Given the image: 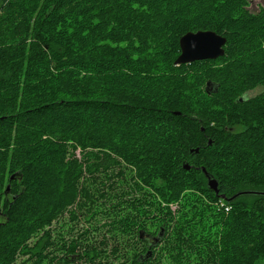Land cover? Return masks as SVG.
Returning a JSON list of instances; mask_svg holds the SVG:
<instances>
[{"label":"trees","instance_id":"obj_1","mask_svg":"<svg viewBox=\"0 0 264 264\" xmlns=\"http://www.w3.org/2000/svg\"><path fill=\"white\" fill-rule=\"evenodd\" d=\"M252 1L0 0V264H262L264 194L226 199L264 191ZM199 30L226 37L225 54L176 65ZM109 200L111 230L135 222L141 250L90 239Z\"/></svg>","mask_w":264,"mask_h":264},{"label":"rangeland","instance_id":"obj_2","mask_svg":"<svg viewBox=\"0 0 264 264\" xmlns=\"http://www.w3.org/2000/svg\"><path fill=\"white\" fill-rule=\"evenodd\" d=\"M264 5V0H257V1H252L251 5H250V8L253 10V11H258L259 7ZM264 90V87L263 86H260V87H257L251 91H249L246 95L247 96H253L261 91ZM79 151H77L78 153ZM125 187V186H120V185H117V190H118V194L116 196L119 197H124L125 195H121V192H122V188ZM131 197H132V194H131ZM110 201V200H109ZM123 202H121L120 204H122ZM110 204H111V201L110 202H105L104 204L102 203V201H100L98 203V213L99 215L97 216V218H95L94 221H98V223H94L93 225V228L92 226L89 225L88 222L85 221L86 217H83V216H79V219L76 223V230H78V232L80 231H83L85 228H92L94 229L91 233H90V239L93 240V241H105V243H107L105 246L106 250L109 252L110 248L114 245H117V246H123V245H126V243L129 244L130 248L133 249V251L135 252V250L139 251L142 249L143 245H142V242L139 240V238L136 236V223L135 222H132V224H130V232L131 234L129 236L127 235H118V234H115L112 230H111V227L109 226L108 224V221H110L111 218H107V213H106V209H108L110 207ZM113 204V203H112ZM116 204V203H114ZM120 204H117V205H120ZM222 205V203H221ZM173 208H175V206H172ZM105 212V213H104ZM134 221H136V218L134 217L133 218ZM131 219V220H133ZM68 216L66 215L65 218H61L59 222H55L53 224V227H56V229H62V230H65L67 227H63L62 228V225H65L66 222H68ZM130 220V221H131ZM66 221V222H64ZM141 223H145L143 224L142 226H144L143 228L146 229L148 232L152 231L153 229L155 228H151V224H150V220H145V221H142L140 219ZM99 224V225H98ZM98 225V229L95 228V226ZM70 237H73L72 235H70ZM54 238H56V235L54 234ZM69 239V237H68ZM34 239H32L30 242H32ZM123 244V245H122ZM21 252H19L16 257V261L14 262V264H29L30 263V255L27 254V255H21L20 254ZM64 253H60L59 256H62ZM114 257L111 256L110 258H102L100 264H103V262L109 260L110 262L113 261V264H121L123 259H120V258H115L113 259ZM84 260H79L80 263H83ZM36 262H38V260H36ZM262 264H264V260L261 262ZM36 264V263H35Z\"/></svg>","mask_w":264,"mask_h":264},{"label":"water","instance_id":"obj_3","mask_svg":"<svg viewBox=\"0 0 264 264\" xmlns=\"http://www.w3.org/2000/svg\"><path fill=\"white\" fill-rule=\"evenodd\" d=\"M226 37L213 30L190 31L180 39L181 53L175 61L176 65L192 63L199 60L217 59L225 54ZM188 169L189 166L185 165ZM208 186L215 192H219L218 181L212 177L206 170ZM10 189L9 186L7 188ZM243 194H264V191L244 190L236 193L232 197H225L228 201Z\"/></svg>","mask_w":264,"mask_h":264},{"label":"flooded vegetation","instance_id":"obj_4","mask_svg":"<svg viewBox=\"0 0 264 264\" xmlns=\"http://www.w3.org/2000/svg\"><path fill=\"white\" fill-rule=\"evenodd\" d=\"M55 231L57 232V229ZM67 262H68L67 260H63V259H57V260L54 261L55 264H57V263H59V264H73L71 262L70 263H67Z\"/></svg>","mask_w":264,"mask_h":264}]
</instances>
